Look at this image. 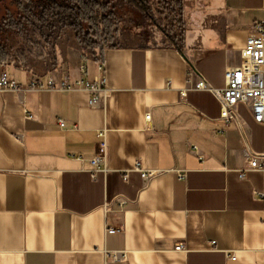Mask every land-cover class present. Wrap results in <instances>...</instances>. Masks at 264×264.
I'll list each match as a JSON object with an SVG mask.
<instances>
[{
    "label": "crops",
    "instance_id": "1",
    "mask_svg": "<svg viewBox=\"0 0 264 264\" xmlns=\"http://www.w3.org/2000/svg\"><path fill=\"white\" fill-rule=\"evenodd\" d=\"M220 1L187 10L181 51L158 38L84 61L83 77L108 91L94 105L84 88L59 89L79 79V60L0 64L41 86L0 91V264H264V174L248 170L249 152L264 166V129L240 105L242 134L188 82L193 71L224 88L264 19V0ZM102 142L106 167L93 178ZM137 161L154 176L144 181Z\"/></svg>",
    "mask_w": 264,
    "mask_h": 264
},
{
    "label": "trees",
    "instance_id": "2",
    "mask_svg": "<svg viewBox=\"0 0 264 264\" xmlns=\"http://www.w3.org/2000/svg\"><path fill=\"white\" fill-rule=\"evenodd\" d=\"M119 8L137 12L159 32L164 45L181 51L185 0H19L12 14L0 17V64L9 60L10 36L26 39L36 34L44 39L47 34L50 40L64 28L74 30L82 48L99 60L105 49L118 46L114 40L120 32Z\"/></svg>",
    "mask_w": 264,
    "mask_h": 264
},
{
    "label": "built area",
    "instance_id": "3",
    "mask_svg": "<svg viewBox=\"0 0 264 264\" xmlns=\"http://www.w3.org/2000/svg\"><path fill=\"white\" fill-rule=\"evenodd\" d=\"M242 61L239 65L228 66L224 71L225 86L222 89H215L209 85L201 74L190 71L188 74L190 90L207 92L218 103L220 113L219 119L226 124L234 122L238 125L240 131L243 132V120L238 114V107L245 106L253 120L257 125L264 129V19L253 26V29L246 39L245 45L241 51ZM101 71L102 68L100 67ZM79 71L82 75L79 79L71 80L68 76L60 81L59 89L62 91H72L76 88H84L94 94L89 100L90 105L97 103L99 95L107 96L104 79L86 80L83 76L86 75V67L81 65ZM195 77V79H194ZM41 86H37L35 82L28 85H20L11 79L4 71L0 73V91H12L17 93H25ZM50 89L56 88V81L50 79L48 81ZM186 91L181 92V96H186ZM150 120V115L145 116V121ZM61 129H64L65 123L58 122ZM196 151V147H193ZM248 170L259 171L264 174V166L258 164L256 157L249 152ZM90 164L94 168L92 171L93 178L95 173L102 171L106 167V146L105 143H100L97 153L90 160ZM140 174V177L147 181L154 176V173L147 172L141 168L140 161L136 162L135 169ZM186 175L179 174V178L183 179ZM244 177V172L240 175ZM127 177L125 176V179ZM264 199V193L261 194ZM213 244V243H212ZM175 251L183 252L182 245H177ZM232 260L235 258L232 257Z\"/></svg>",
    "mask_w": 264,
    "mask_h": 264
},
{
    "label": "rangeland",
    "instance_id": "4",
    "mask_svg": "<svg viewBox=\"0 0 264 264\" xmlns=\"http://www.w3.org/2000/svg\"><path fill=\"white\" fill-rule=\"evenodd\" d=\"M214 1L213 3L216 6L221 3L220 0ZM198 4L203 6L202 0H185L187 9H192ZM14 8L15 6L11 3V0H0V17L4 15L1 9H7L12 13ZM118 18L120 32L116 40H114L117 45L146 46L152 43L154 39L162 38L154 27L148 22L139 19L137 12L133 10L126 8L118 10ZM187 22L186 18V25ZM28 35L27 41L23 37H9L8 61L16 60L21 62V60L32 59L38 63V66L52 69L55 65L56 57L61 60L69 59L71 62L79 60L83 66H86L83 64L84 61L93 59V51L83 49L77 39L76 32L70 28H64L50 40L45 39L48 36L47 34H44V39H40L36 34ZM162 44L164 43L162 42ZM84 56L86 57L85 59L83 58ZM70 72L80 78L78 69L70 70Z\"/></svg>",
    "mask_w": 264,
    "mask_h": 264
},
{
    "label": "flooded vegetation",
    "instance_id": "5",
    "mask_svg": "<svg viewBox=\"0 0 264 264\" xmlns=\"http://www.w3.org/2000/svg\"><path fill=\"white\" fill-rule=\"evenodd\" d=\"M18 1H19V0H11V3L14 4V6H16L17 3H18ZM23 5H24V3H23ZM1 11H3V14H4L3 16H6V15H8V14H12V13L9 12L7 9H5V10H2V9H1ZM0 20H1V19H0Z\"/></svg>",
    "mask_w": 264,
    "mask_h": 264
},
{
    "label": "water",
    "instance_id": "6",
    "mask_svg": "<svg viewBox=\"0 0 264 264\" xmlns=\"http://www.w3.org/2000/svg\"><path fill=\"white\" fill-rule=\"evenodd\" d=\"M184 57V59L187 61V58L185 57V56H183Z\"/></svg>",
    "mask_w": 264,
    "mask_h": 264
}]
</instances>
